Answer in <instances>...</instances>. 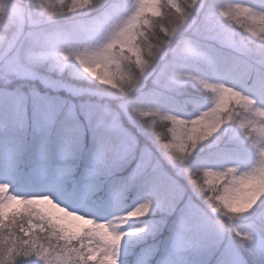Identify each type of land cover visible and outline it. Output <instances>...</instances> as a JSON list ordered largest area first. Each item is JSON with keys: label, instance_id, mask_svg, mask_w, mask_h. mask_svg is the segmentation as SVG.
Listing matches in <instances>:
<instances>
[{"label": "snow or ice", "instance_id": "snow-or-ice-1", "mask_svg": "<svg viewBox=\"0 0 264 264\" xmlns=\"http://www.w3.org/2000/svg\"><path fill=\"white\" fill-rule=\"evenodd\" d=\"M0 264H264V0H0Z\"/></svg>", "mask_w": 264, "mask_h": 264}, {"label": "trees", "instance_id": "trees-1", "mask_svg": "<svg viewBox=\"0 0 264 264\" xmlns=\"http://www.w3.org/2000/svg\"><path fill=\"white\" fill-rule=\"evenodd\" d=\"M52 2L54 3V0H52Z\"/></svg>", "mask_w": 264, "mask_h": 264}]
</instances>
